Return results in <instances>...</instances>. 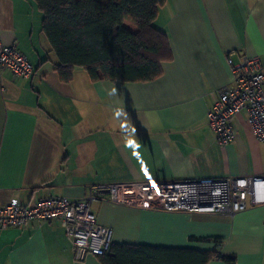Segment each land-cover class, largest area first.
<instances>
[{"label": "crops", "instance_id": "1", "mask_svg": "<svg viewBox=\"0 0 264 264\" xmlns=\"http://www.w3.org/2000/svg\"><path fill=\"white\" fill-rule=\"evenodd\" d=\"M34 0H0V42L26 55L35 75L0 69V206L51 197L83 200L94 186L264 176V143L243 111L235 140L217 141L207 112L231 85L229 55L264 64V0H168L154 26L171 59L150 82H92L75 69L70 83L42 32ZM127 23V22H126ZM113 246L218 251L208 264H264V205L233 217L94 203ZM0 264H102L76 259L59 222L0 230Z\"/></svg>", "mask_w": 264, "mask_h": 264}, {"label": "built area", "instance_id": "2", "mask_svg": "<svg viewBox=\"0 0 264 264\" xmlns=\"http://www.w3.org/2000/svg\"><path fill=\"white\" fill-rule=\"evenodd\" d=\"M231 85L207 112L210 128L223 146L236 137L233 119L243 111L255 138L264 143V64L243 56L238 63L229 55ZM0 69L15 77L35 75L28 57L13 45L0 42ZM115 204L168 213L234 215L250 206L264 205V176L237 179H190L173 182L145 181L94 186L83 200L51 197L27 206L13 200L0 206V230L23 228L31 222H59L70 241L75 258L85 254L103 256L112 247L113 231L98 224L93 210L101 194Z\"/></svg>", "mask_w": 264, "mask_h": 264}, {"label": "trees", "instance_id": "3", "mask_svg": "<svg viewBox=\"0 0 264 264\" xmlns=\"http://www.w3.org/2000/svg\"><path fill=\"white\" fill-rule=\"evenodd\" d=\"M43 14L42 32L59 63L56 71L70 83L75 69L92 82H150L171 59L167 35L154 26L168 0H34ZM131 21L132 31L126 26ZM102 264H208L235 257L218 251L113 246L97 256Z\"/></svg>", "mask_w": 264, "mask_h": 264}, {"label": "rangeland", "instance_id": "4", "mask_svg": "<svg viewBox=\"0 0 264 264\" xmlns=\"http://www.w3.org/2000/svg\"><path fill=\"white\" fill-rule=\"evenodd\" d=\"M126 26H127V28H129L132 31L137 30V27L131 21H127Z\"/></svg>", "mask_w": 264, "mask_h": 264}]
</instances>
